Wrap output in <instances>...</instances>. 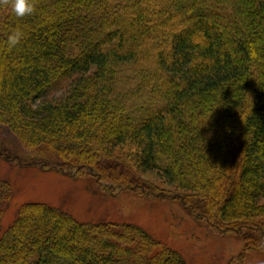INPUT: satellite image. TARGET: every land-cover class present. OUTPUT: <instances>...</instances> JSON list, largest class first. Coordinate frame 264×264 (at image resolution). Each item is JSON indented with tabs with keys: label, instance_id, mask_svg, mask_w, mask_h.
Listing matches in <instances>:
<instances>
[{
	"label": "trees",
	"instance_id": "16d2710c",
	"mask_svg": "<svg viewBox=\"0 0 264 264\" xmlns=\"http://www.w3.org/2000/svg\"><path fill=\"white\" fill-rule=\"evenodd\" d=\"M32 3L16 17L0 0V126L31 153L0 138V159L88 177L104 196L175 201L242 240L228 264L264 251V0ZM10 191L0 180V264H185L138 225L44 202L2 230Z\"/></svg>",
	"mask_w": 264,
	"mask_h": 264
},
{
	"label": "rangeland",
	"instance_id": "374dc122",
	"mask_svg": "<svg viewBox=\"0 0 264 264\" xmlns=\"http://www.w3.org/2000/svg\"><path fill=\"white\" fill-rule=\"evenodd\" d=\"M58 88L50 95L58 97ZM0 138L24 156L31 153L15 142L4 126ZM150 181L166 186L154 172L143 174ZM0 180L10 184L11 198L4 205L2 230L14 220L18 207L25 202H44L78 221L129 222L143 228L151 237L177 251L185 264H228L243 248L237 236H220L197 224L177 202L144 200L132 194L116 197L93 193L88 177L74 178L55 171L10 165L0 159ZM241 264H264V251L246 255Z\"/></svg>",
	"mask_w": 264,
	"mask_h": 264
},
{
	"label": "clouds",
	"instance_id": "9594fccd",
	"mask_svg": "<svg viewBox=\"0 0 264 264\" xmlns=\"http://www.w3.org/2000/svg\"><path fill=\"white\" fill-rule=\"evenodd\" d=\"M4 2L9 5L11 13L16 17H22L34 11L32 0H4ZM21 35L22 33L18 29L13 30L8 36L9 46H15Z\"/></svg>",
	"mask_w": 264,
	"mask_h": 264
}]
</instances>
